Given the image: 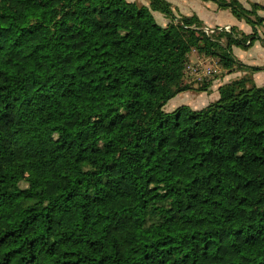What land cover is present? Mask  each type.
Wrapping results in <instances>:
<instances>
[{"label": "trees", "instance_id": "1", "mask_svg": "<svg viewBox=\"0 0 264 264\" xmlns=\"http://www.w3.org/2000/svg\"><path fill=\"white\" fill-rule=\"evenodd\" d=\"M213 1L253 30L169 0H0V264H264V85L164 108L212 82L185 81L191 51L262 68L233 47L264 41V3Z\"/></svg>", "mask_w": 264, "mask_h": 264}, {"label": "rangeland", "instance_id": "2", "mask_svg": "<svg viewBox=\"0 0 264 264\" xmlns=\"http://www.w3.org/2000/svg\"><path fill=\"white\" fill-rule=\"evenodd\" d=\"M137 2H145L146 0H136ZM171 2V5H172V8L174 10V12H177L178 8L180 10H183V11H190L191 13H198L200 16L203 17V19L207 22H213V21H221V22H224V21H228L229 19L230 20H233V21H236L238 20L230 11L229 9H224V8H219L216 4L215 1L213 0H169ZM244 5L246 6H249L250 2H254L255 0H240ZM257 2H261V3H264V0H260V1H257ZM153 13V16L155 18V20L161 24H166V22L168 21L167 18L163 17V14L160 12V11H152ZM179 13V12H178ZM263 13V12H261ZM197 14V15H198ZM214 25H205V27H213ZM223 25L219 26L222 27ZM248 27V25H247ZM253 29L249 26L248 28V31L247 32H251ZM256 31L257 33L259 34V36L261 38H264V25H257V28H256ZM263 41V40H262ZM261 44H264V42H261V39L257 40L254 42V45L251 49L252 51V55L258 53V52H263L264 50L260 48ZM240 52H245L247 53V50H242L240 47H236V53H240ZM189 57H190V60L191 61H196L197 58H196V55L194 54V52H190L189 53ZM209 61L211 63H214V60L210 59L209 58ZM223 70L220 68V66L217 67L216 65V71L213 73V76H212V79H217V78H220L222 75H223ZM194 86H197V85H194ZM193 92H180V94L176 95L177 98H182L183 101H180L179 103H184V104H188L189 106H193V105H197L195 107H200L201 104H193V102H190L188 103L187 101L189 100L188 98V95H191ZM206 95V94H205ZM175 97V98H176ZM174 99V100H177ZM187 101H186V100ZM174 100H170V101H167L164 105V108L166 110H171V109H174L176 106H171L172 102H175ZM204 106V105H203ZM202 107V106H201Z\"/></svg>", "mask_w": 264, "mask_h": 264}, {"label": "crops", "instance_id": "3", "mask_svg": "<svg viewBox=\"0 0 264 264\" xmlns=\"http://www.w3.org/2000/svg\"><path fill=\"white\" fill-rule=\"evenodd\" d=\"M256 2L257 1H260V0H255ZM177 13H183V14H192L190 11H183V10H180L179 8L177 9ZM198 14V13H197ZM199 18L202 19L203 23L205 25H214V26H221V25H228V26H231V25H235L237 26L239 29H241L242 31L244 32H247L248 31V28H249V25L247 23H245L243 20H236V21H233V20H228V21H224V22H221V21H213V22H207L203 19L202 16H200L198 14ZM248 25V27H247ZM259 40V39H257ZM256 41V40H255ZM254 41V42H255ZM254 42L251 46L247 47V48H241L243 51L244 50H247V53L245 52H240V53H236V47L238 46H234L233 47V53L234 55L244 64H248V65H255V66H261L262 68L258 69V70H255L253 72H250L249 70L247 69H234V70H227V69H223V75L220 77V78H217V79H212V82L210 84V86L208 87V90L206 91H196V90H193V89H188V90H185V91H182V92H193L191 95H188V98L189 100L186 101L188 103L190 102H193V104H201V106L207 104L209 101L213 100V99H216L218 97V91H217V88H218V85L221 84L222 82H226V81H229L230 79L232 78H235V77H239L241 75H250L253 82L256 84V85H264V51L263 52H258L254 55H252V47L254 45ZM261 42H264L261 40ZM263 49L264 50V44H261L260 48L259 49ZM191 52H194V51H191ZM194 54L196 55V58L198 59V57H201L199 56L196 52H194ZM190 59V57H189ZM206 59H209L208 57ZM212 78V77H211ZM180 94L177 93L176 95ZM206 94V95H205ZM176 95H174L171 99L174 100L176 99ZM176 97V98H175ZM169 99V101L171 100ZM175 102H172L171 106H178L179 104H182V103H179L180 101H183L182 98H177V100H174ZM191 104V103H190ZM197 105H193L192 107L193 108H199V107H195Z\"/></svg>", "mask_w": 264, "mask_h": 264}, {"label": "built area", "instance_id": "4", "mask_svg": "<svg viewBox=\"0 0 264 264\" xmlns=\"http://www.w3.org/2000/svg\"><path fill=\"white\" fill-rule=\"evenodd\" d=\"M222 27L229 28L228 25H224ZM205 29L208 30L209 27H205ZM206 58L207 57L205 56H201L198 57L196 61L189 60L185 64L183 73L186 82L191 85H198L213 76V73L216 71L217 63L215 61L214 63H211L209 59Z\"/></svg>", "mask_w": 264, "mask_h": 264}]
</instances>
